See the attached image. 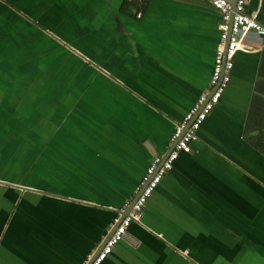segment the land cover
Here are the masks:
<instances>
[{"label": "crops", "instance_id": "crops-1", "mask_svg": "<svg viewBox=\"0 0 264 264\" xmlns=\"http://www.w3.org/2000/svg\"><path fill=\"white\" fill-rule=\"evenodd\" d=\"M245 9L264 26V0ZM220 20L203 0H0V133H52L35 183L0 160L37 189L0 184V264L97 252L207 85ZM191 145L101 264H264V46L235 53Z\"/></svg>", "mask_w": 264, "mask_h": 264}, {"label": "built area", "instance_id": "built-area-1", "mask_svg": "<svg viewBox=\"0 0 264 264\" xmlns=\"http://www.w3.org/2000/svg\"><path fill=\"white\" fill-rule=\"evenodd\" d=\"M221 15L219 37L215 47L213 65L205 88L200 92L193 105L178 120L170 134L172 148L165 155L155 154L144 168L139 184L134 193H138L129 211L120 219L117 214L112 222L116 224L112 234L106 239L101 249L94 255H88L85 264H101L112 251L114 245L122 240L131 222L140 223L147 199L161 178L171 169L180 152L192 151V142L197 139V130L207 115L219 101L230 80L233 57L237 51L258 50L264 46V26L257 20L256 11L247 12V0H203ZM140 16V11H136ZM252 31L262 40L259 47H249L245 43L247 34Z\"/></svg>", "mask_w": 264, "mask_h": 264}, {"label": "flooded vegetation", "instance_id": "flooded-vegetation-1", "mask_svg": "<svg viewBox=\"0 0 264 264\" xmlns=\"http://www.w3.org/2000/svg\"><path fill=\"white\" fill-rule=\"evenodd\" d=\"M6 128H9V129L0 133L4 135V137L0 136V140L5 139L6 141H8L9 137H11L12 139H15L20 144L19 145L20 149L18 150H21V148L23 147L21 151L23 155H21L20 153L14 159H2V158L0 159L3 162H6L8 166V170L5 175L9 177H16V178H18L19 176H23V175L24 177H26L32 172V169L29 168V164L36 163L41 159L42 150H39V149L41 148L43 144L44 137L48 136L49 139H52V133L51 132L44 133L38 130L36 127L30 126L29 131L26 134H24L22 137V134L17 133V132H21L20 130H15L13 127H9V126H6ZM27 134L30 136V138L32 137L31 141L26 140ZM17 142H8V144L12 147V145H15ZM26 146L29 147V150H25ZM25 154H27L29 157L28 158L24 157Z\"/></svg>", "mask_w": 264, "mask_h": 264}, {"label": "rangeland", "instance_id": "rangeland-1", "mask_svg": "<svg viewBox=\"0 0 264 264\" xmlns=\"http://www.w3.org/2000/svg\"><path fill=\"white\" fill-rule=\"evenodd\" d=\"M83 57L85 58V56H83ZM13 128L15 130H21V131L23 129L21 126L20 127H13ZM17 133L21 134V132H17ZM0 136H2V134H0ZM26 140L31 141L32 137L30 138V136L27 134ZM4 142H6L5 139L3 141V144H5L6 146L4 145L3 147H0V157H2L3 159H14L15 157H17L21 153L23 147L21 148V150H18V149H20V146H19L20 144L15 139H12L11 137L8 138V142H17L15 145H12V147L9 144H6L7 142L6 143H4ZM25 150H29V147L26 146ZM43 151H41L42 155H43ZM21 155H23V153H21ZM24 157L28 158L29 156L27 154H25ZM41 160H39L38 162H41ZM37 172H38V170H37ZM18 178L23 179L21 181L27 182V183H35L36 182V180H35L36 174H32V175L29 174L26 177H24V175H23V176H19Z\"/></svg>", "mask_w": 264, "mask_h": 264}, {"label": "water", "instance_id": "water-1", "mask_svg": "<svg viewBox=\"0 0 264 264\" xmlns=\"http://www.w3.org/2000/svg\"><path fill=\"white\" fill-rule=\"evenodd\" d=\"M231 2L234 4V0H231ZM172 148V146H171ZM170 148V149H171ZM0 184L2 185H7V186H10V187H14V188H17L19 190H34V191H37V189H34L32 187H29V186H25L23 184H20V183H14V182H8V181H4V180H0ZM138 193H135L133 198L129 201V203L127 204L126 208L124 209V211H122L120 214V219L125 216V214H127V212L129 211L134 199L137 197ZM115 226L116 224H113V227L111 228V231L107 234L105 240L102 242L101 246L98 248L97 252L101 249L102 245L105 243L106 239L112 234V232L114 231L115 229Z\"/></svg>", "mask_w": 264, "mask_h": 264}]
</instances>
